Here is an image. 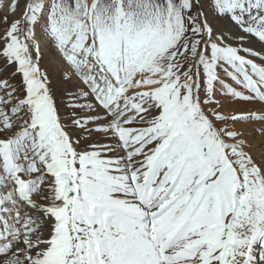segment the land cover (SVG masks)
Masks as SVG:
<instances>
[{"label":"snow or ice","instance_id":"snow-or-ice-1","mask_svg":"<svg viewBox=\"0 0 264 264\" xmlns=\"http://www.w3.org/2000/svg\"><path fill=\"white\" fill-rule=\"evenodd\" d=\"M0 264H264V0H0Z\"/></svg>","mask_w":264,"mask_h":264}]
</instances>
